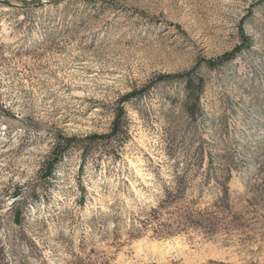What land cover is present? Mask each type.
<instances>
[{
    "label": "rangeland",
    "instance_id": "374dc122",
    "mask_svg": "<svg viewBox=\"0 0 264 264\" xmlns=\"http://www.w3.org/2000/svg\"><path fill=\"white\" fill-rule=\"evenodd\" d=\"M240 31L250 48L206 66ZM188 70L204 81L192 119L182 81L152 85ZM147 85L121 104L126 139L84 161L70 147L44 177L58 138L107 133L120 97ZM169 147L231 166L230 210L208 206L216 192L192 207L209 229L130 238ZM0 264H264V0H0Z\"/></svg>",
    "mask_w": 264,
    "mask_h": 264
},
{
    "label": "trees",
    "instance_id": "16d2710c",
    "mask_svg": "<svg viewBox=\"0 0 264 264\" xmlns=\"http://www.w3.org/2000/svg\"><path fill=\"white\" fill-rule=\"evenodd\" d=\"M250 45V39L243 31H240V42L234 48L215 59L205 60V64L210 68H216L231 61L243 50L249 49ZM169 80H179L184 84L183 111L186 116L192 119L201 113L199 95L203 90V79L193 76L192 70H188L175 74H159L153 79L152 85ZM150 86L134 89L120 97L107 133H91L81 139L73 136L58 138L56 145L52 148V156L44 167V177L53 173L54 164L70 147H80L81 157L84 161L87 153H90L88 150L92 145L99 142L105 144L113 139H126L128 121L121 104L142 97ZM165 152L167 161H172L168 165V176L161 181V193L155 206L143 209L140 214L132 217L128 226L130 238L142 235L148 228H151L156 236L170 235L174 232L172 228L178 229L184 225L209 229V220L192 211V207L206 204L208 198L216 192H219V195H215L212 203L208 206L220 213L230 210L228 182L232 178L231 166L226 165L220 169L211 167L212 155L208 153V164L203 168L204 153L200 147L184 154H179L170 147ZM165 213L168 214V223L161 220V216ZM22 216L23 212L16 210L13 215L14 223L20 224Z\"/></svg>",
    "mask_w": 264,
    "mask_h": 264
}]
</instances>
